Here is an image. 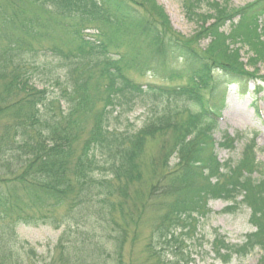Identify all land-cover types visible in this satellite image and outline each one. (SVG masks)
<instances>
[{
	"label": "trees",
	"instance_id": "1",
	"mask_svg": "<svg viewBox=\"0 0 264 264\" xmlns=\"http://www.w3.org/2000/svg\"><path fill=\"white\" fill-rule=\"evenodd\" d=\"M205 1L202 11L203 0H182L197 24L184 37L155 0H0V264H39L19 226L60 230L44 264H195L207 203L217 199L230 202L226 213L247 208L255 231L241 244L214 232L213 260L230 264L258 249L264 264L255 145L236 164H219L210 104L229 77L264 65V0L238 9ZM61 28L70 33L67 50L58 48ZM177 59L178 72L168 68ZM150 68L170 78L184 72L187 84H141L131 75ZM137 102L151 115L133 129L127 114ZM155 140L161 153L147 156Z\"/></svg>",
	"mask_w": 264,
	"mask_h": 264
},
{
	"label": "rangeland",
	"instance_id": "2",
	"mask_svg": "<svg viewBox=\"0 0 264 264\" xmlns=\"http://www.w3.org/2000/svg\"><path fill=\"white\" fill-rule=\"evenodd\" d=\"M156 3L163 8L165 14L169 19V23L173 30L184 37H190L195 34L197 30V24L195 22L188 21L185 17V14L182 9V0H155ZM255 0H209V2L219 3L224 5L227 3L232 8H242ZM206 2H202V11L206 10ZM213 21H209L206 25L209 26ZM227 32V27L222 29L221 32ZM60 37L65 39L63 44L58 45V48H63V50L69 49L68 42L71 41L70 33L64 28L60 29ZM84 35L90 33L94 35L96 32L93 29L84 30ZM123 36V35H120ZM208 43V40H204L200 43L201 49L204 48ZM54 45L53 43H51ZM236 48V46H234ZM142 48V47H141ZM243 50L240 62L244 64L246 62V53ZM136 52V51H135ZM133 52L132 56L135 54ZM148 53V52H147ZM147 53L143 51L139 52V57L144 60L145 56H148ZM242 57L244 60H242ZM169 60V59H168ZM173 66V67H172ZM168 68L176 69L178 71L182 70L181 62L178 60L170 61L168 63ZM261 76H264V65L260 67ZM132 77L139 82H153L158 84H169L170 80L165 79L163 76H159L157 73L153 74L148 72L144 76H138L131 72ZM179 76L172 77L173 84H183L184 78L177 79ZM176 80V81H174ZM207 97V95H206ZM254 104V106H253ZM257 107V110L261 112L262 117L258 116L254 107ZM151 115L149 109L143 103L137 102L134 106V109L131 113L127 114L128 127L137 129L139 128L144 120ZM252 131H257V161L263 164V174L262 178L264 179V84L262 86L261 92L256 95L254 103L248 97L239 99V96L235 93L233 89L228 90L226 104L221 112V119L219 120L218 127L215 130L214 138L216 143H219L222 140L224 133H228L230 136H234L237 132L249 133ZM245 142V140L243 141ZM161 141L155 140L148 144L146 150V155L153 156L158 152L161 153ZM242 151V143L235 145V149L232 151L221 149L216 147L215 152L218 160L223 162L225 160H232L237 162L240 159V153ZM147 159V158H146ZM253 178H260V174H253ZM145 181V180H143ZM153 182V181H152ZM149 188V185L142 184V191H146ZM227 206V203L219 200L210 201L208 203V208L211 210V214L205 220L202 221L200 227V235L203 236V249L201 253H194L193 259L195 264H220L219 262H214L213 254L210 250V243L213 241L214 232L218 231L225 235L230 243L241 244L243 240V235L253 231V228L250 226L249 219V210L246 208H241L238 212L228 214L223 212L224 208ZM16 233L20 240L29 242L33 247L36 248L40 257L39 264H44V261L48 260V257L53 253V248L57 242V239L60 234V230H55L50 226H19L16 230ZM148 233L147 227H144L143 235L146 236ZM198 248L195 249V252H198ZM261 252L255 250L249 256L245 258H233L230 264H258Z\"/></svg>",
	"mask_w": 264,
	"mask_h": 264
}]
</instances>
